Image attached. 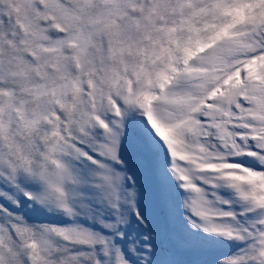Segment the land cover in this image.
<instances>
[{"label": "snow or ice", "instance_id": "snow-or-ice-1", "mask_svg": "<svg viewBox=\"0 0 264 264\" xmlns=\"http://www.w3.org/2000/svg\"><path fill=\"white\" fill-rule=\"evenodd\" d=\"M0 264H264V0H0Z\"/></svg>", "mask_w": 264, "mask_h": 264}]
</instances>
